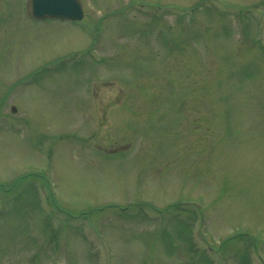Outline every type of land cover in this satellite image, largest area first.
I'll use <instances>...</instances> for the list:
<instances>
[{"label": "rangeland", "instance_id": "374dc122", "mask_svg": "<svg viewBox=\"0 0 264 264\" xmlns=\"http://www.w3.org/2000/svg\"><path fill=\"white\" fill-rule=\"evenodd\" d=\"M81 2L0 0V264H264V0Z\"/></svg>", "mask_w": 264, "mask_h": 264}, {"label": "water", "instance_id": "95a60500", "mask_svg": "<svg viewBox=\"0 0 264 264\" xmlns=\"http://www.w3.org/2000/svg\"><path fill=\"white\" fill-rule=\"evenodd\" d=\"M26 9L29 18L36 21L78 22L84 18L81 0H26Z\"/></svg>", "mask_w": 264, "mask_h": 264}]
</instances>
